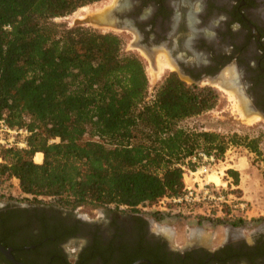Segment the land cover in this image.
I'll return each mask as SVG.
<instances>
[{
    "label": "trees",
    "instance_id": "trees-1",
    "mask_svg": "<svg viewBox=\"0 0 264 264\" xmlns=\"http://www.w3.org/2000/svg\"><path fill=\"white\" fill-rule=\"evenodd\" d=\"M100 1L0 0V116L31 132L26 148H0V186L15 179L34 200L140 217L184 193L194 154L221 159L230 145L260 153L257 138L180 125L214 109L217 90L171 72L149 98L145 64L122 36L55 21ZM227 174L239 184L237 170Z\"/></svg>",
    "mask_w": 264,
    "mask_h": 264
},
{
    "label": "flooded vegetation",
    "instance_id": "flooded-vegetation-1",
    "mask_svg": "<svg viewBox=\"0 0 264 264\" xmlns=\"http://www.w3.org/2000/svg\"><path fill=\"white\" fill-rule=\"evenodd\" d=\"M117 2L118 25L139 33L133 42L154 57L166 52L196 82L234 88L264 119V0ZM77 208L1 198L0 264H264V218L225 222L210 239L201 220L173 246L143 214L105 209L90 218Z\"/></svg>",
    "mask_w": 264,
    "mask_h": 264
},
{
    "label": "rangeland",
    "instance_id": "rangeland-1",
    "mask_svg": "<svg viewBox=\"0 0 264 264\" xmlns=\"http://www.w3.org/2000/svg\"><path fill=\"white\" fill-rule=\"evenodd\" d=\"M117 1L118 0H102L79 8L68 16L56 18L55 21L67 27L88 26L103 32H114L122 36L125 40V51L139 55L145 64L149 78V98H152L155 89L171 72L178 73L179 77L188 85H196L201 88L211 87L217 90L220 97L217 106L200 115L183 120L180 123L182 127L189 130L217 132L227 137L234 133H238L243 137L247 136L249 140L254 138L259 140L258 148L260 153L253 152L245 146L230 145L223 158L218 159L215 157L214 161L197 159L194 169L198 172L191 174L188 169L185 171V186L196 185V187H198L196 180L197 182L203 183L210 181L215 177H219L220 183L216 185L211 182V184L214 187H217L220 192H224L226 195H231V198L235 200L234 202H238V207H233L234 212L232 211V207L224 205V213H220L217 207H212V205H215V202H205L191 207L181 204L179 206V212L174 208V205L168 203V208L170 209L160 211V209H158L160 206H166L165 203L162 204V202H160L156 205V208L148 206L140 208L139 213L151 218L152 230H166V232L170 233L171 235L169 236L173 246H178L179 243L182 242L184 237L182 232L188 228H196L201 220L203 227L202 237H209L210 239L215 231H218L220 235L223 233V223L225 222L239 219L249 221L250 219L259 220L264 218V119L258 114H254L256 112H248L245 109V98H243L234 88L225 87L217 83L214 84L212 80L206 79L196 82L188 76L180 74L176 65L170 60L167 53L162 50L155 54L154 59L149 57L143 50L133 46V38L135 37V34L131 32V30L119 31L117 28H103L91 24L76 23L78 19H92L94 16L113 6ZM83 15L85 18H80V16L82 17ZM216 23H218V20H216ZM160 58L163 59L166 66L162 67L160 70L162 75L155 81L152 80L149 71L152 69V66H157L158 59ZM240 109H242L246 115H251L253 117L257 116L256 119L254 118L253 121L249 122L245 119V116L242 115ZM42 159L43 156L40 158L38 157V154L34 158L36 162L40 163L43 161ZM205 169L207 170L203 171ZM228 169H234L239 172L238 185H235L233 177L227 174ZM1 198L45 203L50 202L57 206H62L52 197L42 196L38 197V200H34L32 195H26L20 191L18 181L15 179L7 180L1 184L0 200ZM241 202L246 203L244 210H241L239 207ZM78 206V212L83 216L85 215L90 218H98L102 215L103 210L105 209L118 211L127 210L131 212L127 207H116L114 205L109 207H92L88 204H81ZM62 207L71 208L65 206ZM157 212H159L160 215H157ZM229 213H232L231 217L228 216ZM220 237H222V235ZM216 244H218V242H216Z\"/></svg>",
    "mask_w": 264,
    "mask_h": 264
},
{
    "label": "built area",
    "instance_id": "built-area-1",
    "mask_svg": "<svg viewBox=\"0 0 264 264\" xmlns=\"http://www.w3.org/2000/svg\"><path fill=\"white\" fill-rule=\"evenodd\" d=\"M30 131L22 127H11L6 119L5 115L0 116V148L7 149L12 147L26 148L27 147V137L30 135ZM198 160H208L214 161V155H208L205 152H198L193 155L192 161L197 163ZM1 160V157H0ZM191 174H195L198 171L188 169ZM207 169L203 170L206 171ZM195 180V179H194ZM197 186H185L184 193L177 197L166 198L161 202L165 203L166 206H160L158 209L160 211L169 210L168 203L174 205L179 212V206L185 204L188 207L196 206L198 204H203L205 202H215V205L212 207H217L220 213H224V205L230 207H238V202L231 198V195H226L224 192H220L217 187H214L211 182H197ZM213 204V203H211ZM246 203L241 202L239 207L241 210H244ZM152 208H156L153 206ZM175 210V209H174ZM234 212V208L232 209ZM229 217L232 216V213L228 214ZM241 220V219H239Z\"/></svg>",
    "mask_w": 264,
    "mask_h": 264
},
{
    "label": "water",
    "instance_id": "water-1",
    "mask_svg": "<svg viewBox=\"0 0 264 264\" xmlns=\"http://www.w3.org/2000/svg\"><path fill=\"white\" fill-rule=\"evenodd\" d=\"M120 9L118 8V2H116V4L111 7L109 10H107L106 12L102 13V14H98L95 17H93L92 19H86V20H77L76 23L77 24H91L94 25L96 27H102L105 25H111L112 27H114L115 29H119V30H132L130 27H121L119 26V17H118V11ZM92 22H95V24H93ZM136 38H138L137 34H139L137 31H134ZM133 46H136L138 48H141L142 50H144L145 52H147L148 54L153 55L155 52L154 48H149L145 45L140 44L139 39L135 40V42H133ZM177 70L179 71V67H177ZM180 74H183L182 72ZM185 76V75H184ZM145 260H140L135 262L134 264H139L140 262H144Z\"/></svg>",
    "mask_w": 264,
    "mask_h": 264
},
{
    "label": "bare ground",
    "instance_id": "bare-ground-1",
    "mask_svg": "<svg viewBox=\"0 0 264 264\" xmlns=\"http://www.w3.org/2000/svg\"><path fill=\"white\" fill-rule=\"evenodd\" d=\"M116 4V3H115ZM114 4V5H115ZM113 5V6H114ZM113 6H111V7H113ZM110 7V8H111ZM110 8H108L107 10H109ZM107 10H105V11H103L102 13H104V12H106ZM102 13H100V14H102ZM86 14H87V12H86ZM90 16V15H89ZM88 17V16H87ZM86 17V18H87ZM95 17V16H94ZM80 18H85V16L83 15L82 17L80 16ZM89 19H91V18H89ZM78 20H80V19H78ZM83 21V20H82ZM94 24H96L95 22H93ZM103 28L104 27H107V28H113V29H115L114 27H112L111 25H105V26H102ZM141 49V48H140ZM142 50V49H141ZM144 51V50H143ZM145 52V51H144ZM149 57H151L152 59H154L153 57H154V54L153 55H151V54H148L147 52H145ZM165 67L166 66V64H165V62L163 61V59L162 58H160V59H158V63H157V66L155 67V66H152V69H150V71H149V74H150V76H151V78H152V80H157V79H159V77L162 75L161 73H160V70L162 69V67ZM240 111H241V113H242V115L243 116H245V119L246 120H248L249 122L250 121H253L254 120V118L256 119V117L257 116H255V117H253V116H251V115H246V113L242 110V109H240ZM258 119V118H257ZM256 121V120H255ZM42 154L40 153V154H38V157H40V158H42ZM38 163H40V162H38ZM209 182H213V183H215L216 185L218 184V183H220V179H219V177H215V178H213L212 180H210Z\"/></svg>",
    "mask_w": 264,
    "mask_h": 264
},
{
    "label": "crops",
    "instance_id": "crops-1",
    "mask_svg": "<svg viewBox=\"0 0 264 264\" xmlns=\"http://www.w3.org/2000/svg\"><path fill=\"white\" fill-rule=\"evenodd\" d=\"M40 153L43 154L42 152H38L37 154H40ZM42 160H43V159H42Z\"/></svg>",
    "mask_w": 264,
    "mask_h": 264
}]
</instances>
